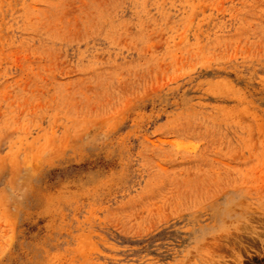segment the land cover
I'll return each mask as SVG.
<instances>
[{"label": "rangeland", "instance_id": "374dc122", "mask_svg": "<svg viewBox=\"0 0 264 264\" xmlns=\"http://www.w3.org/2000/svg\"><path fill=\"white\" fill-rule=\"evenodd\" d=\"M0 264H264V0H0Z\"/></svg>", "mask_w": 264, "mask_h": 264}]
</instances>
